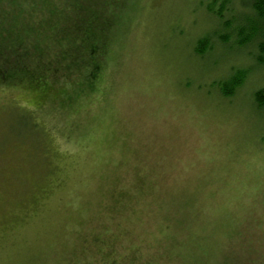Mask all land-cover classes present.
I'll use <instances>...</instances> for the list:
<instances>
[{"label":"rangeland","instance_id":"1","mask_svg":"<svg viewBox=\"0 0 264 264\" xmlns=\"http://www.w3.org/2000/svg\"><path fill=\"white\" fill-rule=\"evenodd\" d=\"M119 1L82 101L59 83L0 87V264H264V71L237 38L197 51L230 34L216 13L245 23L244 9ZM46 94L52 117L31 111ZM12 112L48 122L30 134L50 133L46 149Z\"/></svg>","mask_w":264,"mask_h":264},{"label":"trees","instance_id":"2","mask_svg":"<svg viewBox=\"0 0 264 264\" xmlns=\"http://www.w3.org/2000/svg\"><path fill=\"white\" fill-rule=\"evenodd\" d=\"M216 1L233 12L232 0ZM237 1L245 11V23L236 15L227 20L222 12H215L230 34L215 33L200 39L197 51L203 54L218 44H232V39L237 38V50L253 49L246 54L255 58L257 70L264 71V0ZM119 3V0H0V87L59 83L61 88H70L69 102L77 97L82 101V94L88 89L93 91L95 82L100 83V72L106 65L103 60L107 58L111 14ZM252 71L254 65L236 69L223 83V94H234ZM49 95H45L46 102L38 103L31 111H43L45 116L52 117L47 112ZM254 100L258 108H264V86L255 91ZM29 112H12L19 120L27 118L19 135L38 140L40 145L36 143L35 148L46 149L50 133L40 134L38 129L42 138L30 134L39 122L50 130L48 122Z\"/></svg>","mask_w":264,"mask_h":264}]
</instances>
